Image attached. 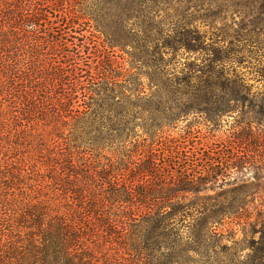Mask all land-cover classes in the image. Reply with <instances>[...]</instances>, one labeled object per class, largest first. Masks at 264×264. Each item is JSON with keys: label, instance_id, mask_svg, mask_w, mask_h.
<instances>
[{"label": "trees", "instance_id": "obj_1", "mask_svg": "<svg viewBox=\"0 0 264 264\" xmlns=\"http://www.w3.org/2000/svg\"><path fill=\"white\" fill-rule=\"evenodd\" d=\"M149 11L147 0H0V264H198L177 226L211 229L225 208L193 217L186 195L264 170V96L249 97L223 53L144 95L132 63L148 54L132 28L143 40ZM177 48L198 52L169 37L165 51ZM236 110L235 146H191L193 126L168 135L191 114L213 123ZM260 179L250 188L264 190Z\"/></svg>", "mask_w": 264, "mask_h": 264}, {"label": "rangeland", "instance_id": "obj_2", "mask_svg": "<svg viewBox=\"0 0 264 264\" xmlns=\"http://www.w3.org/2000/svg\"><path fill=\"white\" fill-rule=\"evenodd\" d=\"M147 2L150 11L145 18L147 33L143 40L139 35L144 29L138 27L136 22L132 28L133 46L142 48V56L148 54L144 56L145 61L137 59L132 63L135 67H142V72L146 74L142 79L146 88L144 95L150 96L151 91L153 92L146 86L150 82H162L166 75L181 77L184 69L201 64L211 54L219 51L226 57V68L242 77L250 87L249 97L264 96V0ZM175 36L182 43L195 46L198 52H187L184 48L165 51L166 41ZM130 52L137 53L135 50ZM114 55L119 67L122 65L128 68L127 62L132 59L118 49ZM161 72L163 74L160 76ZM193 99L186 98V104L195 103ZM234 112L224 114L213 123L206 122L204 115L191 114L186 122L180 123L178 129L168 135L179 138L193 126L189 141L191 146L194 142L195 145L199 143L200 147L209 149H226L225 146L233 145L232 142L236 141L234 126L242 111ZM247 167L246 170L232 173L234 178H240L241 181L237 180L232 185H222L219 181L217 185L208 187V190L197 196L186 195V202L180 204L181 207L190 204L187 214L199 218L210 216L215 204L225 208L220 211L223 217L220 213L215 214L219 222L213 224L211 229L210 224L202 221L194 222L190 229L186 227L189 220L177 226L197 250L195 257L198 264H213L215 261H220V264H264V190L250 188L251 184L262 182L263 179H258L264 177V170ZM255 190L258 192L253 194ZM244 197H248L244 210L236 212L228 207L230 202ZM198 211L203 215L200 216Z\"/></svg>", "mask_w": 264, "mask_h": 264}]
</instances>
